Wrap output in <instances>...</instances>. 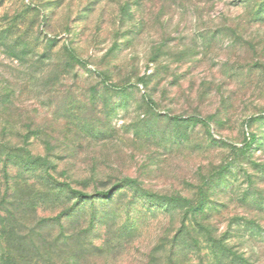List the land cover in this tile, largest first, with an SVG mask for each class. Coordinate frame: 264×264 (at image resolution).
Segmentation results:
<instances>
[{
	"label": "rangeland",
	"instance_id": "374dc122",
	"mask_svg": "<svg viewBox=\"0 0 264 264\" xmlns=\"http://www.w3.org/2000/svg\"><path fill=\"white\" fill-rule=\"evenodd\" d=\"M263 7L0 0V264H169L182 203L167 197L220 156L197 117L224 118L209 130L236 146L256 131L264 160ZM223 212L219 231L239 225L264 264V227Z\"/></svg>",
	"mask_w": 264,
	"mask_h": 264
},
{
	"label": "trees",
	"instance_id": "16d2710c",
	"mask_svg": "<svg viewBox=\"0 0 264 264\" xmlns=\"http://www.w3.org/2000/svg\"><path fill=\"white\" fill-rule=\"evenodd\" d=\"M262 9L264 10V7ZM190 118L182 120L185 123ZM172 119L181 120L178 116H172ZM255 119L249 118L248 122ZM196 120L206 127V136L200 151L206 153L217 150L220 151V156L217 163L197 168L198 178L195 179L192 196L167 197L170 201L182 203L178 207L182 213L181 221L171 237L169 264H195L196 261L198 264H249L253 249L246 245L248 238L244 234L238 235L239 225L232 230L233 234L229 237L228 230L220 232L218 224L225 209L226 214H234V221H239L240 225L246 224L251 231L264 227V160L257 162L253 159L254 153L251 148L252 143L257 140V132L251 129L241 130L240 145L236 146L224 141L221 136L215 138L209 130L212 123L220 127L225 121L224 118H214L210 115L197 117ZM181 141L183 144L191 145L192 135L187 134ZM237 175L240 177L241 185L236 188L234 180ZM109 190L105 194L109 193ZM74 191L82 197L102 194ZM186 239L190 244L189 250L193 258L184 260L177 250L183 246V240Z\"/></svg>",
	"mask_w": 264,
	"mask_h": 264
}]
</instances>
